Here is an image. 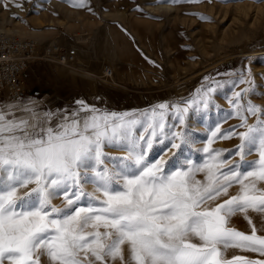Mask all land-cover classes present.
<instances>
[{"label":"snow or ice","instance_id":"1","mask_svg":"<svg viewBox=\"0 0 264 264\" xmlns=\"http://www.w3.org/2000/svg\"><path fill=\"white\" fill-rule=\"evenodd\" d=\"M169 2L177 0H158ZM72 5L88 7L87 0ZM34 7L42 5L37 0ZM239 84L249 87L232 94V112L210 125L207 136L196 121L210 109L214 89L183 106L159 103L140 113L103 111L81 100L54 125L47 113V126L32 133L28 121L0 109V264H264L225 257L229 248L264 257V235L248 215H264V109L248 98L255 94L250 70L233 86ZM233 116L239 127L221 132ZM198 136L203 147L195 161L190 152ZM232 138L240 143L227 156L212 147ZM105 148L125 155L109 157ZM253 154L258 159L248 161ZM88 185L92 193L84 191ZM60 198L64 209L52 203ZM237 214L250 234L230 227Z\"/></svg>","mask_w":264,"mask_h":264},{"label":"rangeland","instance_id":"2","mask_svg":"<svg viewBox=\"0 0 264 264\" xmlns=\"http://www.w3.org/2000/svg\"><path fill=\"white\" fill-rule=\"evenodd\" d=\"M36 2L2 0L0 37L33 41L40 49L48 45L76 49L77 56L68 65L48 56L30 64L21 79L24 90L20 99L0 100V109L10 112L9 118L28 121L30 133L45 125L47 113L54 114L48 122L54 125L60 116L77 109L81 100L103 111L140 113L159 103L183 106L184 101L198 100V93L214 89L210 109L196 121L197 132L207 136L210 125L232 112V94L249 87L233 86L245 70L251 71L255 85V94L249 93L248 98L264 109V3L258 0H87V9L74 7L72 0H38L42 5L39 10L34 7ZM104 66L111 69V76L103 75ZM18 110L22 112L15 114ZM84 115L80 113V118ZM172 115L170 110L169 120ZM33 124L37 127H31ZM248 124L255 125L256 117L249 116ZM239 125L240 120L233 116L221 123V132ZM199 139L190 152L195 161L201 159L196 154L203 147ZM239 143L236 138L217 140L212 147L227 156ZM105 154L125 155L110 148H105ZM239 159H232L223 170ZM257 159L256 154L247 157L248 161ZM197 179L203 180V174ZM259 187L264 188V184ZM26 191L21 189L20 194ZM84 191L92 193L93 187L88 185ZM237 192L238 185L229 190V195ZM52 203L61 209L67 207L62 198ZM248 215L257 234L264 235V215ZM230 227L251 232L243 214L233 216ZM233 255L264 259L253 252L225 250L227 259Z\"/></svg>","mask_w":264,"mask_h":264},{"label":"built area","instance_id":"3","mask_svg":"<svg viewBox=\"0 0 264 264\" xmlns=\"http://www.w3.org/2000/svg\"><path fill=\"white\" fill-rule=\"evenodd\" d=\"M49 57L60 65L75 61L76 49H63L59 45H48L40 49L33 41L12 36L0 37V100L20 99L23 93L21 79L30 64ZM102 73L111 76L112 71L104 66Z\"/></svg>","mask_w":264,"mask_h":264},{"label":"bare ground","instance_id":"4","mask_svg":"<svg viewBox=\"0 0 264 264\" xmlns=\"http://www.w3.org/2000/svg\"><path fill=\"white\" fill-rule=\"evenodd\" d=\"M18 101H19V100H18ZM18 101H13V100H11L10 103H18ZM19 102H20V101H19ZM21 112H22L21 110H20V111L18 110V111H15L14 113H15V114H19V113H21ZM24 112H25V111H24ZM22 114H23V113H22Z\"/></svg>","mask_w":264,"mask_h":264}]
</instances>
